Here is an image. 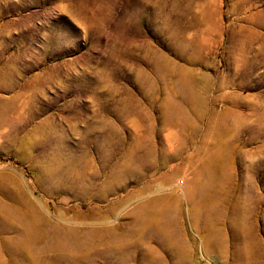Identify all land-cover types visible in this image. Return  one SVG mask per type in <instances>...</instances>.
I'll return each instance as SVG.
<instances>
[{
    "label": "rangeland",
    "instance_id": "1",
    "mask_svg": "<svg viewBox=\"0 0 264 264\" xmlns=\"http://www.w3.org/2000/svg\"><path fill=\"white\" fill-rule=\"evenodd\" d=\"M0 264H264V0H0Z\"/></svg>",
    "mask_w": 264,
    "mask_h": 264
}]
</instances>
